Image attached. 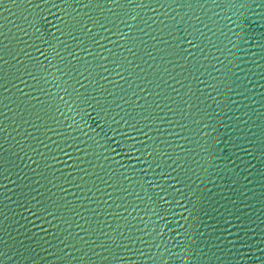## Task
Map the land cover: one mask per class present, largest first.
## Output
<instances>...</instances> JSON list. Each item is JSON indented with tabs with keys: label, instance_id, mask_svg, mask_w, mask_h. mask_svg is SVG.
<instances>
[{
	"label": "water",
	"instance_id": "water-1",
	"mask_svg": "<svg viewBox=\"0 0 264 264\" xmlns=\"http://www.w3.org/2000/svg\"><path fill=\"white\" fill-rule=\"evenodd\" d=\"M0 264H264V0H0Z\"/></svg>",
	"mask_w": 264,
	"mask_h": 264
}]
</instances>
